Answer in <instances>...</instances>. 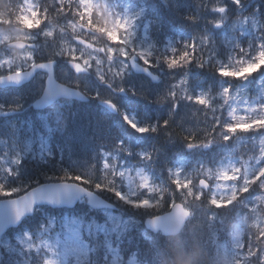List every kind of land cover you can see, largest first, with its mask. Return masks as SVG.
<instances>
[{"label":"snow or ice","instance_id":"1","mask_svg":"<svg viewBox=\"0 0 264 264\" xmlns=\"http://www.w3.org/2000/svg\"><path fill=\"white\" fill-rule=\"evenodd\" d=\"M230 4L236 7L235 15L229 14L225 0H204L203 10L216 15L207 18L199 35L179 44L169 41L163 51L138 41L137 29L145 10L134 8L131 0H112L120 39L104 36V47L83 38L91 32L81 16L87 15L83 0H55L52 11L57 21H62L59 33L56 25L48 22L49 9L31 5L40 13L42 24L28 31L42 36L43 43L29 44L28 55L19 64L0 55V264H157L166 234L181 226L187 228L194 218L188 197L200 201L208 190V203L213 208L235 203L248 206V198L240 197L253 185L264 189V17L259 15L258 6L247 11L250 5L244 0H230ZM187 19L197 23L201 17L197 14ZM207 25L216 30L227 28L218 40ZM143 28L147 32V27ZM65 34L69 39H64ZM45 47L50 52L42 55ZM161 64L179 74L165 95L153 101L171 105L167 118L153 120L147 114L129 111L124 107L128 99L145 97L147 91L143 86L126 84V79L141 72L157 80L153 70ZM191 65L231 78L220 81L221 103L214 104L217 97L210 94V87L197 91L191 84L201 83L198 75L193 77L188 71ZM254 66V71H247ZM58 68L61 73L71 69L75 78L58 82ZM226 72L229 75H224ZM254 76L256 96L248 99ZM182 103L203 106L214 116L202 140L197 141L192 129H185L184 151H207L213 147V139L208 137L219 135L228 142L237 133L250 134L249 139L258 147V156L246 160L226 157L215 172L211 167L203 171L205 177H215V188L224 186L235 192L236 199L230 204L213 202L216 197L206 179L194 181L191 173L182 179L185 169L180 154L178 166L166 169L171 184L157 183L151 168L158 150L134 147L136 138L131 133L170 134ZM238 108L243 114H237ZM225 110L227 118L221 120L216 114L223 115ZM119 121L131 132L117 128ZM105 140L108 142L101 143ZM84 155L89 156L88 171L80 162ZM92 159L99 162L98 168ZM197 164L199 173L203 162ZM31 166L37 168V174L25 178ZM225 176L232 177L227 181L233 183H221ZM104 193L114 196L115 202ZM177 193L181 203L176 202ZM165 195L170 210L165 215L154 214L153 209L166 203ZM254 199L258 203L250 212L259 209L264 196ZM124 206L143 210L144 219L126 215ZM210 219L216 222L218 216L213 213ZM142 226L145 232L141 235L151 244L145 259H141L142 245L135 235ZM261 239L264 232L255 236L257 247L249 246L246 264L249 257L264 264ZM243 247L242 242L234 245V254L237 256Z\"/></svg>","mask_w":264,"mask_h":264},{"label":"trees","instance_id":"2","mask_svg":"<svg viewBox=\"0 0 264 264\" xmlns=\"http://www.w3.org/2000/svg\"><path fill=\"white\" fill-rule=\"evenodd\" d=\"M38 5L41 8H48V22L50 24L56 25L57 32H60L62 27L61 23L57 21V18L53 14V7L55 0H37ZM140 3H146L148 9L153 11L152 14L154 23L150 30V40L152 44L156 45L161 51L167 47L169 41L179 44L181 41H187L191 39L193 36L199 35L198 30H203L206 26L205 22H202L203 17L208 16L213 17L216 14L212 12H208L203 10L201 5L204 3V0H167L159 1V0H136ZM225 3L229 5V14L235 15L236 7L230 4V0H225ZM247 7V11L251 12L257 6L260 8L259 15L264 17V0H244ZM25 8V0H0V27L2 28H15V27H23L28 26L29 21L24 15ZM200 15L201 19L197 23H192L189 19H187L190 15ZM247 14V13H246ZM38 15V16H37ZM84 20H90V16L88 18L87 15L81 13ZM38 20L40 23H36L38 27L42 24V20L40 17V13H36L35 21ZM93 22L90 20V23ZM95 26L91 27L95 30V32L103 33L101 31L99 23L94 22ZM43 27V26H42ZM209 32H211L218 40L222 38V33L226 30L227 26L224 29L216 30L213 29L210 25H207ZM39 32V30L37 31ZM140 32H138L139 36ZM69 39V37L65 34L64 39ZM37 41L39 43H43V37L37 36ZM105 42L96 43V47H104ZM115 46V45H113ZM219 47L218 44L215 45ZM179 47V45H178ZM4 50V47L0 49V52ZM207 50H211V47H208ZM50 52V49L45 47L42 50V55H46ZM223 55V49L220 52ZM103 56V54H101ZM206 58V56L204 57ZM264 63V60L261 61ZM255 66L252 69H247V71H254ZM264 70V69H261ZM157 73L161 74L162 80L158 84L146 83L144 81H139V78L143 76L131 74L125 81L126 84L133 85L136 87L143 86L147 91L145 93V97H130L129 102L131 108H135L136 114L139 116H144L147 114L151 119H166L168 116V110L171 105L160 102H153L157 97H163L168 90V86L172 83H176L179 79V74L174 73L167 69L166 65L161 64L158 69H155ZM188 71L195 76H199L201 83L197 85L196 81H191V84L196 86V90L199 91L201 89L207 90L209 87L211 88V95L217 97L214 101V104L221 103L219 99V93L221 91L220 81L222 79L231 80V78H220L214 74V71H209L207 69H199L195 65H191ZM259 73H256L258 75ZM224 75H229V73H224ZM173 76L176 79H173ZM145 78V77H144ZM147 79V78H146ZM149 81V79H147ZM233 83H237V81H233ZM250 88L251 91L247 95L250 96L251 99H254L256 96V79L255 76L250 80ZM177 93L179 95V88L177 89ZM126 105V106H127ZM128 108V107H127ZM216 115L220 116L221 120L227 118L226 110L223 115L217 113ZM114 120H118L113 117ZM213 113L210 110L204 109L203 106L195 105L193 103H182L179 108L175 121L176 123L168 130L170 134H165L164 131H161L159 135L152 136L151 134H144L145 138H142V142L138 140L135 135H140L139 133H131V135L136 138L134 142V147H147L146 144H151L157 152L161 153V161L163 162V174L161 176V180L167 182L169 185L171 181L169 179L168 173L166 171L167 168H175L177 165L176 158L177 155L180 154L183 157V167L185 169L184 172L181 173V178L183 179L186 174H193L194 181H198L200 179L203 169L197 173V169L199 165L197 161L203 162V168L207 166H212L222 159L226 157L231 158L233 160L240 159L246 160L250 156H258V147L254 144L253 141L249 139L250 134L246 133H237L236 137L233 140L228 142L222 141L219 135H214L208 137L209 139H213V147L207 152H193L192 155H187V153L183 150L184 137L187 135L185 129H192L196 135L197 141L205 138V132L212 126L213 123ZM250 125H241V127H249ZM117 128L124 129L126 132H131L130 129H127V126L123 124V122L119 121L117 124ZM218 131V130H217ZM153 137V138H152ZM156 137H158L156 139ZM108 141H101V143H107ZM225 143H227V149L224 148ZM94 155V154H93ZM133 163L136 160H132ZM81 163L85 164V171H88V163L89 156L84 155L81 157ZM91 163L96 164L97 168L99 167V162L95 159L91 160ZM216 167V166H215ZM218 167V166H217ZM31 172L27 173L25 178L28 176L36 175L37 168L35 166H31ZM216 169H213L215 171ZM264 179V178H262ZM257 184L259 181L256 182ZM187 188L188 185H182ZM172 190H175V186L171 185ZM180 191H184L181 189ZM262 195L264 196V189H260L253 185L252 189L249 193L243 194L240 199H244L247 197L248 199L243 204V209L238 210L236 204L229 205L227 207L221 208H213L208 203V193L205 192L204 197L200 201L194 200L192 197H188L189 203L191 204V208L194 209L195 216L189 223L188 227L179 234V238L181 240L182 245L185 248L191 249L194 245L201 248L204 253H206L207 259L209 262L216 260V255H220L222 250V245L225 242L231 241V230L232 226L240 221L242 232L244 233V249L248 252L249 246L255 248L257 247L258 242L255 240V236L259 233L264 232V199L260 201V206L257 211L250 212L249 209L253 204H257L258 201L254 199L255 196ZM105 196L109 197L111 200H115V197L111 194ZM214 203L217 205L230 204L235 197L232 199L229 198H219L215 195ZM166 203L159 208L153 209L154 214H160L169 209L171 203L168 202V197L165 195L164 197ZM181 200L179 193L176 195V201ZM250 201V202H249ZM133 211L134 209L126 206V211ZM136 214L134 216H139L140 219L144 218L143 210L134 211ZM213 213H216L218 216V221L213 222L210 218ZM221 218V219H220ZM227 220L231 222L230 226H227L223 229V224L220 223L221 220ZM145 232V229L142 227L137 229L136 235L139 237L137 241L141 242L142 251H141V259H145L147 257V253L151 247L150 239L144 238L141 234ZM213 232H216L217 235L213 237ZM149 238L152 235L147 233ZM176 237H172L171 241H166L164 247H162L157 256V264H165L166 258L171 256V245ZM259 245L261 249H264V239L259 240ZM251 258V262L249 264H256V258ZM248 264V263H247Z\"/></svg>","mask_w":264,"mask_h":264},{"label":"rangeland","instance_id":"3","mask_svg":"<svg viewBox=\"0 0 264 264\" xmlns=\"http://www.w3.org/2000/svg\"><path fill=\"white\" fill-rule=\"evenodd\" d=\"M27 2H28V7L32 9L31 5L33 4V1L32 0H27ZM83 3L87 5L86 9L88 11L91 10L93 7H95L98 10H102L101 9L102 5L100 3H97V0H83ZM133 6H134V8H138V6H136L135 4H133ZM106 22L110 25V29H112V33L115 34V35H117L118 34V24H119V21L118 22H115V20H110V21L109 20H106ZM144 26H146L147 28L149 27V24L147 23V21L144 23ZM21 35H22V31L21 30H16V29H13L11 31L2 30V31H0V44H2L4 42L7 43L13 37H16L18 39V37H20ZM142 35H143L142 38L140 40H138V41L140 43H142V44H149V42L147 41L148 40L147 39L148 38L147 33L145 31H143V34ZM28 52H29V49L19 50V49H10L9 48L8 55H6V56L5 55H2V56H5V57L11 59L14 63L19 64V63H22L24 61L25 57L28 55ZM67 70H71V69H68V68L65 69V71L63 72L64 73L63 74V80L74 78V76H70V74L68 73ZM4 97L8 98V95L5 94ZM240 113H242L241 112V109L238 108L237 109V114H240ZM221 160H222V158H221ZM217 166L218 167L220 166L219 163H217L215 165H212V166H207L206 168H203L202 172L200 173L201 178L202 177H205L203 175V171L204 170H206L209 167H211L212 169H217L218 168ZM206 178H208L210 181L213 182L211 184V187H212V191H214V194L216 196L218 194H220V193H224V195H227V196H229L228 195L229 192H231V194H232L233 191L231 189L227 188V187L220 186L218 188H215L216 180H215V177L214 176L206 177ZM223 179L226 180V181H221V183L231 184V181H227V180H230V176H225V177H223ZM104 194L108 195V193H104ZM236 207H237L238 210H242L243 209V204L237 203L236 204ZM220 223L223 224V229H225L227 226H230V224H231V222H229V221H227L225 219L224 220H221ZM239 242H242L240 240V237L238 239L232 238V246L231 247L224 246L222 248V250L224 251L223 255L227 256V258L230 260V264H235V261H236L237 257L238 256H241V253L239 252V250H238V255L237 256L233 252V246L236 245V244H238Z\"/></svg>","mask_w":264,"mask_h":264},{"label":"clouds","instance_id":"4","mask_svg":"<svg viewBox=\"0 0 264 264\" xmlns=\"http://www.w3.org/2000/svg\"><path fill=\"white\" fill-rule=\"evenodd\" d=\"M3 29H0L2 31ZM242 235V230L238 225L232 226V236L238 239ZM171 256L166 258L165 264H230V260L225 255L219 256L215 261L209 262L206 253L198 246L191 249L185 248L177 235L171 246Z\"/></svg>","mask_w":264,"mask_h":264},{"label":"water","instance_id":"5","mask_svg":"<svg viewBox=\"0 0 264 264\" xmlns=\"http://www.w3.org/2000/svg\"><path fill=\"white\" fill-rule=\"evenodd\" d=\"M13 46H18V47H25L27 44H25L24 42H22V41H18V42H15V43H13L12 44ZM138 73H141V72H138ZM144 74H146V73H144ZM147 75V74H146ZM154 75V74H153ZM155 76H157V75H155ZM163 215H165V214H163ZM182 227V226H181ZM181 227H179V228H177V229H174V230H172L171 232H169V233H167V234H173V233H177L180 229H181Z\"/></svg>","mask_w":264,"mask_h":264},{"label":"bare ground","instance_id":"6","mask_svg":"<svg viewBox=\"0 0 264 264\" xmlns=\"http://www.w3.org/2000/svg\"><path fill=\"white\" fill-rule=\"evenodd\" d=\"M208 18V16L203 17L202 22H205V20ZM172 246V245H171Z\"/></svg>","mask_w":264,"mask_h":264}]
</instances>
